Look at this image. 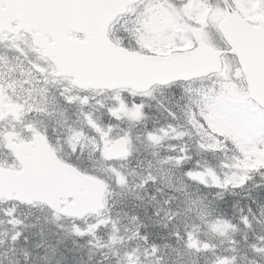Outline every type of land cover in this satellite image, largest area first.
Wrapping results in <instances>:
<instances>
[{
	"label": "snow or ice",
	"instance_id": "obj_1",
	"mask_svg": "<svg viewBox=\"0 0 264 264\" xmlns=\"http://www.w3.org/2000/svg\"><path fill=\"white\" fill-rule=\"evenodd\" d=\"M0 264H264V0H0Z\"/></svg>",
	"mask_w": 264,
	"mask_h": 264
}]
</instances>
